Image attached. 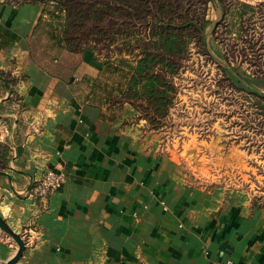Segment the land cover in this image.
I'll list each match as a JSON object with an SVG mask.
<instances>
[{
  "label": "crops",
  "instance_id": "crops-1",
  "mask_svg": "<svg viewBox=\"0 0 264 264\" xmlns=\"http://www.w3.org/2000/svg\"><path fill=\"white\" fill-rule=\"evenodd\" d=\"M42 9L0 0V72L15 77L10 90L0 76L1 99L18 97L0 114L13 116L0 217L23 242L20 252L0 236V264L19 252L14 264H264V209L191 188L152 136L89 101L101 71L90 51L68 79L31 59L27 39ZM46 169L65 180L41 198L32 188Z\"/></svg>",
  "mask_w": 264,
  "mask_h": 264
},
{
  "label": "trees",
  "instance_id": "trees-1",
  "mask_svg": "<svg viewBox=\"0 0 264 264\" xmlns=\"http://www.w3.org/2000/svg\"><path fill=\"white\" fill-rule=\"evenodd\" d=\"M2 1L43 6L27 39L33 61L51 75L68 79L83 53L90 51L101 71L99 77L90 81L89 101L127 103L140 111L153 129L159 127L158 121L168 115L173 104L176 89L172 77L184 68L192 43L199 44L202 54L212 55L207 43L208 29L214 31L228 12L224 0ZM236 5L238 25H243V16L249 11L255 13L256 7L241 1ZM209 6L217 14L215 19L208 16ZM0 30L4 29L0 26ZM243 31L241 26L237 39L243 38ZM119 36L122 43L110 48ZM215 60L222 79L232 83L228 72L238 75L242 60L225 56ZM244 83L246 94L264 101V94L251 90L247 80ZM7 149L0 142V159L7 158ZM251 203L264 209L258 198H252Z\"/></svg>",
  "mask_w": 264,
  "mask_h": 264
},
{
  "label": "rangeland",
  "instance_id": "rangeland-1",
  "mask_svg": "<svg viewBox=\"0 0 264 264\" xmlns=\"http://www.w3.org/2000/svg\"><path fill=\"white\" fill-rule=\"evenodd\" d=\"M224 1L228 12L214 31L208 29L207 43L212 55L202 54L199 44L193 41L184 68L172 77L176 89L173 104L168 115L158 121V128L153 129L140 111L127 103L105 104L111 107L106 112L114 117L124 115L127 125L154 138L162 154L177 158L191 188L221 191L225 196L247 197L250 201L258 198L264 204V101L246 94L244 83L248 79L251 90H264L261 81L251 80L257 76L262 78L264 74V3L251 4L256 7L255 13L249 11L243 16V25H237L239 11L235 9L240 0ZM216 15L209 6V18L215 19ZM241 26L245 30L243 38L237 39ZM121 38L117 37L110 48L121 44ZM217 56L242 60L238 75L228 72L232 83L222 79L214 63ZM0 76L11 90L15 77L9 72H0ZM3 94L0 86V114L4 107L7 109L6 104L18 100L12 91L9 101L4 103ZM12 123L13 116L6 120L0 118V140H4L0 142L8 151L11 149L5 134ZM7 164L8 158L0 159V171L6 169ZM0 236L18 247L1 227Z\"/></svg>",
  "mask_w": 264,
  "mask_h": 264
},
{
  "label": "built area",
  "instance_id": "built-area-1",
  "mask_svg": "<svg viewBox=\"0 0 264 264\" xmlns=\"http://www.w3.org/2000/svg\"><path fill=\"white\" fill-rule=\"evenodd\" d=\"M65 180L63 171H55L52 169L44 170L41 175L34 179L32 193L41 198H45L55 192ZM215 264H233L231 260L226 259L218 261Z\"/></svg>",
  "mask_w": 264,
  "mask_h": 264
},
{
  "label": "water",
  "instance_id": "water-1",
  "mask_svg": "<svg viewBox=\"0 0 264 264\" xmlns=\"http://www.w3.org/2000/svg\"><path fill=\"white\" fill-rule=\"evenodd\" d=\"M1 173H3V171H0V174ZM0 227L3 228L15 240V242L18 244L19 250L21 252L23 250V242H22V240L20 239V237L17 234H14L13 232H11V230L7 227V225L2 221L1 218H0ZM20 252H19V254L17 256H15L9 262V264H14L16 262V260L20 256Z\"/></svg>",
  "mask_w": 264,
  "mask_h": 264
}]
</instances>
